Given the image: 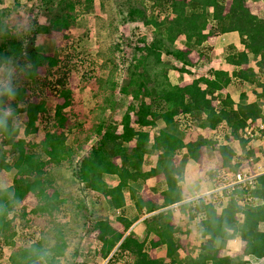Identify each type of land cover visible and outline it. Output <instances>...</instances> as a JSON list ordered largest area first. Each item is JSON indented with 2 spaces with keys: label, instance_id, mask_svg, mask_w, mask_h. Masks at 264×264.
Segmentation results:
<instances>
[{
  "label": "trees",
  "instance_id": "obj_1",
  "mask_svg": "<svg viewBox=\"0 0 264 264\" xmlns=\"http://www.w3.org/2000/svg\"><path fill=\"white\" fill-rule=\"evenodd\" d=\"M47 1L50 0H43L44 3ZM229 1L227 4L225 0H152L149 7L134 10V16L127 24L139 21L147 28L143 34L132 33L138 36L140 46L136 44L131 56L125 57L121 47L114 44L104 65L110 72L109 77L96 81L102 113L117 109L115 98L122 64L131 77L121 92L132 98L131 104L122 119L121 131L114 124L99 125L97 143L79 162L75 159V148L68 144L69 133L75 132V128L80 130L78 127L81 126L70 123L66 112L74 104L71 89L61 90L64 102L56 107L55 129L39 143L19 138L21 130L14 124V119L20 113L25 114V135H33L38 132V120L48 112L47 102H28L21 109L19 102L23 101L24 92L28 94L30 90L26 86L5 90V99L13 96L16 101L11 116L0 114V157L4 160L3 152L9 149L16 157L14 167L18 172L14 185L0 190V257L7 245H14L18 217L32 216L28 221L37 219L43 224L55 223L63 199L60 190L45 178L48 169L66 167L80 183L88 185L115 209L119 210L129 200L139 214L135 219L128 218L125 212L114 216L124 231L108 219L94 222L93 232L97 233L100 243L97 255L108 260L107 264H264V228L261 227L264 224V176L258 179L254 190L239 187L231 193L226 192V199L222 200L225 204H205L198 200L180 206L189 222L199 221L202 228L201 237L205 240L197 256L191 254L181 258L178 255L184 248L181 235L188 231H182L175 224L170 209L142 222L147 243L127 234L141 215L184 201L182 183L186 170L190 164L201 162L205 148L219 151L222 169L233 173L241 170L242 154H251L240 131L250 118L264 117V13H254L248 5L249 0ZM2 2L0 0V4ZM76 3L75 0L60 1L53 24L37 26L29 39L19 37L16 29L11 32L2 20L5 12L0 11V37H3L0 40V67L12 65L17 72H25L31 81L29 88L38 83L41 68L56 77V86L67 80L68 74L61 69L57 52L51 56L38 51L36 40L40 32H63L77 27ZM148 10L152 11L151 16L147 14ZM220 34H237L244 46V50L238 51L230 45L225 51L224 62L232 70L212 67L189 85L175 84L170 68L185 73L196 65L190 57L191 51L176 48V43L184 37L189 48L202 47ZM115 49H120V56L115 54ZM165 57L182 67L168 65ZM45 81L54 85L47 78ZM17 83L12 81L11 84ZM241 85L252 89L256 96L254 102H247V93L241 94L239 103L229 93L222 96L228 87ZM160 123L162 128H159ZM206 131H211L212 135L206 136ZM151 142V149H148ZM147 154L157 155L155 166L149 170L146 169ZM0 168L11 169L4 161H0ZM105 175L116 176L118 185L110 187L104 180ZM158 176L166 180L162 203L145 200L142 192L147 181ZM30 193L37 198V205L31 215L26 212L19 215L17 206ZM236 238L247 243L245 252L222 255L228 242ZM44 241L41 238L15 251L14 264H39L43 259L49 264H59L68 245L62 242L46 250ZM163 247L166 255L161 257L158 252ZM79 254L76 249L73 261L68 264H78Z\"/></svg>",
  "mask_w": 264,
  "mask_h": 264
},
{
  "label": "rangeland",
  "instance_id": "obj_2",
  "mask_svg": "<svg viewBox=\"0 0 264 264\" xmlns=\"http://www.w3.org/2000/svg\"><path fill=\"white\" fill-rule=\"evenodd\" d=\"M60 1L67 3L69 0H50L46 3L43 0H3L0 4V11L5 12H3L5 14L2 19L3 23L8 26L11 32L16 29L19 37L29 39L33 31H37V26L47 27L53 24ZM75 1L78 2L74 10L78 18V26L63 32L56 30H52L46 34L40 32L36 40L38 51L51 56L57 52V56L61 59V69H64L63 71L68 74V79L63 80L62 83L60 82L56 86V77L52 74L49 75L45 69L41 68L39 70L40 76L37 77L38 83L31 84L29 88L31 81L25 76V72H17L18 70L12 65L0 67V114L8 117L15 110L13 104L16 100L13 96L5 99V90L9 87L18 89V87L26 86L30 91L28 94L24 92L23 101H20L18 105L19 108H25L28 102L38 103L44 100L47 102L48 112L40 117L37 122L38 132L31 136H26L24 132L25 122L27 121L25 114L20 113L16 116L14 124H17L21 130L19 138L26 139L27 142L39 143L44 139L46 134L55 129L53 126L55 110L57 106L64 102L61 90L65 88L71 89L74 104L66 112L70 118V123H79L81 126L78 127L80 130L75 128V132L69 133L68 144L75 148V159L76 162H79L97 143L98 135L96 129L99 125L106 127L114 124L121 131L122 119L132 101V98L122 95L121 88L129 84L131 73L127 69H124L122 64L120 65L121 71L118 76L119 88L116 90L115 98L117 109H108L105 114L101 110V99L97 95L99 87H97L96 81L97 79L105 80L109 77L110 72L104 68V65L106 59L110 57V52L108 51L114 44L121 47L120 49L125 57L131 56L133 47L136 44L140 46L138 36L132 33L134 31H138L139 34L145 33V29H147L145 28L146 25L139 21H131V23L127 24V21L132 19L135 9L144 8L145 6L149 7L152 0ZM225 1L227 4L230 3L229 0ZM256 4L257 2L250 5L252 11L264 9V2L262 5L257 6V10ZM147 14L151 16L153 13L151 10H148ZM2 39L3 37H0V40ZM217 41H219L218 45L216 41L213 43L209 41L203 48H189V45L185 42V38L182 37L175 47L184 50L189 49L191 51L190 57L196 63V68L194 72L190 70V72L185 73L170 68V76L174 83L180 86L189 85L196 79L195 77L207 74L212 67L232 70L224 62L225 51H223V45L225 44H221V40ZM120 49H115L117 56L121 55ZM107 52L109 54H106ZM165 62L168 65L182 67V64L175 63V61L170 60L168 57H165ZM190 74L194 76L191 77L189 76ZM46 78L50 82H53L54 85H49L45 81ZM12 81H18V83L13 86L11 84ZM242 90L243 87L241 86L231 88L237 103L240 102V95L244 93ZM247 90V94L250 95L247 102L252 103L256 100V96L252 93L251 89L248 88ZM226 94L228 92L225 90L222 96L224 97ZM72 126L75 127L74 125ZM162 127L163 124L160 123L159 128ZM209 133L206 132L205 135L209 136ZM233 142L231 145H233ZM3 154L5 159L1 160L3 158L0 157V161L9 164L11 169L0 168V190L12 187L18 172L14 167L16 157L12 155L9 149H6ZM218 155L220 156V154ZM146 157V162L154 159L153 154H148ZM216 164L217 162L212 163V167L218 165ZM152 167L154 165L147 167V169L149 170ZM220 167V170H215V172L211 169L212 175L210 173L206 175L208 184H212L214 179L218 180L220 176H223V173H227L226 171L223 172L222 166ZM114 177L116 176L105 175L104 180L109 186H113ZM45 179L51 181L53 187L60 190L61 199H63V205L60 208V212L56 215L57 219L55 223L43 224L37 219L28 221V219L33 218L32 216L26 219L18 217L15 223L17 234L13 237V241L10 240L14 245L9 244L4 249V254L0 257V264H14L13 254L16 253L15 251H19L41 238L45 240L44 248L46 250L52 246L66 242L68 245L66 254L65 257L61 258L59 264H68L73 261L72 255L76 249L81 253L77 258L78 264H107L108 260H104L97 255L100 245L98 244L97 233L93 232L92 226L98 219H108L113 224H119L114 218V214H116L114 208L100 198L97 193L92 192L88 185L80 183L66 167L48 169ZM116 179L118 178L116 177ZM52 191L53 189H51L50 193ZM253 203L255 204V202ZM36 205L37 198L34 194L30 193L17 206V212L19 215L24 212L31 215L30 213ZM118 227L120 228L119 225ZM195 251L198 252L197 249ZM232 251L229 249V252ZM158 255L164 257L166 251L164 249L159 250ZM39 264H49V262L43 259L40 260Z\"/></svg>",
  "mask_w": 264,
  "mask_h": 264
},
{
  "label": "crops",
  "instance_id": "obj_3",
  "mask_svg": "<svg viewBox=\"0 0 264 264\" xmlns=\"http://www.w3.org/2000/svg\"><path fill=\"white\" fill-rule=\"evenodd\" d=\"M249 1H250L248 3L249 7H250V5L255 4V2H257L256 6H255L256 10L258 9L257 6L262 5V3L264 2V0H249ZM251 10H252V8H251ZM263 10L258 9L257 11H253V12L261 15L264 13ZM217 40H221L220 43L222 42L221 44H225V45H223L224 46L223 51H226L230 45H234L238 51L244 50V46H242L240 44L239 37L237 34H220L217 37H212L209 41H212V43L216 41V44H217L219 42ZM202 48H203V46H202ZM195 68H196V65L191 68V71L194 72ZM215 68L216 69H224L221 67L220 68L215 67ZM224 70H228V69H224ZM189 76L193 77L194 75L190 74ZM199 77L197 76L195 78L197 79ZM235 87L236 86L228 87L226 89V92H228L232 96L234 101L237 103V100L231 91V88H235ZM241 87H243L242 92H244V93L248 92V90H247L248 88L251 89L248 85H241ZM251 91H252V89H251ZM248 96H250V95L248 94ZM206 132H210L208 134L209 136L212 135L211 131H206ZM206 132L204 134H206ZM151 146H152V142L149 144L148 149H151ZM218 154H220V153L217 150L205 148L203 150V157H202L201 162L199 164H196V165L190 164L186 170V178H185V181L182 183V187H183V191H184V201L181 203L175 204L173 206L160 209V210L153 212L151 214L141 215L139 217V219L131 227L132 234L135 235L136 237H138V235H140V234L145 235V230H144V226H143L142 222L146 218H149V217L156 215L162 211H167L170 209L173 211L175 224L179 225L181 227L182 231H185V232L188 231L187 234L181 235L182 244H183L184 248L179 251L178 255L181 258H186L191 254L193 256H197L198 252H196L195 250L197 249V251H199L202 242H204V240H205L201 237L202 228L199 226V221L189 222L188 218L185 217V214L181 210L180 206L182 204H185V203H191L194 201L197 202L198 200H202L205 204H210V203L216 204V202L224 203L221 199H218L216 202H212V198L204 196L209 190L210 191L216 190L217 187H219L221 185V183L223 181L224 174H226V173H223L222 174L223 176H220L218 180H215V179L213 180V178H212V180H213L212 184L207 183V180H206L207 176L206 175H208L209 173L212 175L213 172H211V169H212V171L214 170V172H215V170H220V168H221L220 166H222L221 165L222 164V161H221L222 156L221 155L219 156ZM220 158H221V160H220ZM156 161H157V155H154L153 160L147 161V165H149L147 167H151L153 165L155 166ZM216 162L218 165L216 164L217 166L212 167V163H216ZM147 167H146V169H147ZM223 172H225V170H223ZM204 173H206V174H204ZM227 173H229V171ZM106 176H109V175H106ZM114 178H115L113 180L114 184H113V186H110V187H115L119 183V179H116V177H114ZM106 179H108V177H106ZM165 189H166V180L164 179L163 176H158V177L151 178L150 180H148L147 183L143 186L142 192H143V196H144L145 200H152V201L157 202V203H162V195L161 194ZM208 200H211V201L208 203V202H206ZM114 211L116 213V214H114V216L118 215L119 213L121 214L122 212H125L127 217L131 218V219H135L136 217L139 216L136 208L134 207V205L129 200H126L125 203L122 205V207L119 210L114 208ZM118 225L120 226V228L118 227ZM114 226L116 228H118L119 230L124 231L123 226L120 223L117 225L114 224ZM261 227L264 228V224ZM98 244L100 245V243H98ZM196 246H198V247H196ZM246 247H247V243L245 241H243L239 238H236V239L230 240L228 242V245H227L226 249L223 250L222 255H231V256L240 255V254H243L245 252ZM163 249L165 250L166 248L163 247L161 250H163ZM229 249H231L233 251L229 252ZM263 262L264 261H262V263Z\"/></svg>",
  "mask_w": 264,
  "mask_h": 264
},
{
  "label": "built area",
  "instance_id": "obj_4",
  "mask_svg": "<svg viewBox=\"0 0 264 264\" xmlns=\"http://www.w3.org/2000/svg\"><path fill=\"white\" fill-rule=\"evenodd\" d=\"M240 137L247 142L246 149L251 154L244 156L243 153L241 170L238 173H226L221 185L216 190H209L204 195L212 198V202H216L218 199L223 200L226 192L231 193L239 187L254 190L257 187L258 179L264 176V117L250 118L240 131ZM239 217H242V214ZM127 234H132L131 229ZM138 239L142 243H147L144 234L138 235Z\"/></svg>",
  "mask_w": 264,
  "mask_h": 264
}]
</instances>
